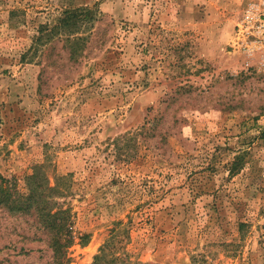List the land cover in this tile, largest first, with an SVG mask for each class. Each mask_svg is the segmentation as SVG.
<instances>
[{
	"label": "rangeland",
	"instance_id": "1",
	"mask_svg": "<svg viewBox=\"0 0 264 264\" xmlns=\"http://www.w3.org/2000/svg\"><path fill=\"white\" fill-rule=\"evenodd\" d=\"M248 1L0 0V174L62 177L67 264H264V71L229 46ZM73 6L101 15L78 61L28 49ZM56 263L0 208V264Z\"/></svg>",
	"mask_w": 264,
	"mask_h": 264
},
{
	"label": "trees",
	"instance_id": "2",
	"mask_svg": "<svg viewBox=\"0 0 264 264\" xmlns=\"http://www.w3.org/2000/svg\"><path fill=\"white\" fill-rule=\"evenodd\" d=\"M99 14L96 9L89 6L64 7L53 20L38 26L28 49H33L35 53L39 48L52 49L53 40L61 36L69 52V59L76 62L83 55L92 37H98V32L93 28L101 19ZM100 39L102 40L101 36ZM35 168L36 170L26 177L28 185L26 193L19 191L11 179L0 174V208L10 214L33 216V221L38 227L49 235V246L56 264H67L65 253L73 240L70 228L71 214L69 207L55 199L56 195L61 194L62 187L58 181L62 177L55 178L52 185L38 172L40 166ZM103 258L104 254L97 255L93 264H104L99 263Z\"/></svg>",
	"mask_w": 264,
	"mask_h": 264
},
{
	"label": "built area",
	"instance_id": "3",
	"mask_svg": "<svg viewBox=\"0 0 264 264\" xmlns=\"http://www.w3.org/2000/svg\"><path fill=\"white\" fill-rule=\"evenodd\" d=\"M229 46L246 67L264 71V0H249L236 21Z\"/></svg>",
	"mask_w": 264,
	"mask_h": 264
}]
</instances>
